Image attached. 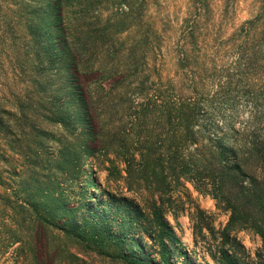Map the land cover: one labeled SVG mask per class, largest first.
<instances>
[{
  "label": "trees",
  "instance_id": "16d2710c",
  "mask_svg": "<svg viewBox=\"0 0 264 264\" xmlns=\"http://www.w3.org/2000/svg\"><path fill=\"white\" fill-rule=\"evenodd\" d=\"M238 1L189 0L187 12L171 21L160 17L161 0H44L41 4L31 0L26 9L27 29L35 67L23 89L15 94L7 88L0 98L3 145L22 157L33 104L28 90L40 89L38 107L45 111L41 117L60 131L55 143L64 148L62 139H70L66 151L86 159L91 153L88 144L97 136L90 118L91 97L87 87L78 83V74L84 70L100 78L122 75L127 83L115 90V97L126 100L120 106L134 128L149 120L173 127L168 133L164 128L145 134L122 133L131 143V160L161 185L170 176L185 177L196 157L197 174L206 172L211 197L229 213L222 231L207 229L212 239H206L211 243L209 258L214 264H245L242 248L229 232L237 226L249 228L264 247V4L250 19L233 27L227 38H220L219 29L223 24L228 28ZM106 13L109 17L103 19ZM215 28L218 32L214 33ZM124 34L129 46L120 43ZM171 39L174 76L163 78L145 63L155 52H168L163 44ZM102 52H145V68L119 71L98 60ZM8 75L4 74L7 81ZM240 101L247 110L238 129H229L226 120L220 128L211 121L204 128L211 132L207 144L193 132L202 115L213 118L215 103ZM191 147L195 156L189 152ZM42 187L37 184L30 190L28 210L47 224L50 219L59 221L53 227L66 236L77 237L85 226L88 240L112 244L122 264H173L171 250L179 242L161 211L151 220L143 219L134 203L98 186L104 200L99 201L98 211L92 209L89 218L80 220L71 209L60 214L61 209L47 206L51 194ZM178 256L183 257L180 264H192L186 254L178 252Z\"/></svg>",
  "mask_w": 264,
  "mask_h": 264
},
{
  "label": "rangeland",
  "instance_id": "374dc122",
  "mask_svg": "<svg viewBox=\"0 0 264 264\" xmlns=\"http://www.w3.org/2000/svg\"><path fill=\"white\" fill-rule=\"evenodd\" d=\"M30 1L0 0V98L7 88L15 94L23 89L28 84L24 80L29 78L35 67L29 56L32 50L26 9ZM34 1L41 4L44 0ZM161 1L160 17L173 21L187 12L189 0ZM262 3L264 0H239L228 28L223 24L219 32L215 28L214 33L227 38L231 29L254 16ZM154 11L153 8L151 15L155 21L157 15ZM107 17V13L103 15V19ZM156 23L155 28H158ZM227 31L229 33L226 34ZM126 37L124 34L120 43H128L129 46ZM171 42L174 40L163 44L168 52H155L145 63L151 72H160L163 78L174 76L175 53L171 52ZM144 53L102 52L98 60L119 68V71L125 67L143 70ZM36 70L40 71V67ZM5 73L9 74L8 81L4 78ZM122 77H93L84 70L78 74V83L87 87L91 97L92 131L97 136L93 143L88 144L91 153L86 159H80L75 151H66L71 144L70 139H62L64 148L55 143L60 131L41 117L45 116V111L38 107L40 89L36 92L28 90L33 104L29 110L28 136L22 144V157L9 151L0 135V264H122L115 258L117 253L112 244L88 240L85 226L81 227L77 237H68L53 227L59 226V221L50 219V224H47L36 218L28 210L27 202L30 190L36 189L37 184H42L43 190L51 194L47 206L61 209L60 214L71 209L80 220L89 218L92 209L98 211L99 201L104 200L98 186L106 193L134 203L143 219L147 216L151 220L156 212L161 211L179 242L177 249L171 250L172 263L182 262L183 257L178 256L181 252L192 264H214L208 255L211 243L206 239H212L207 229L222 231L227 226L229 213L211 197V189L204 178L206 172L199 170L197 174V168L193 166L196 157L187 166L185 177L176 179V175L170 176L161 185L151 181L131 160V143L126 134L132 130L131 133H153L155 128L157 131L164 128L163 132L168 133L173 127L149 120L139 122V128H134L126 109L124 111L120 106L121 103L127 104L126 100L115 97V90L126 86L127 82ZM109 92L114 94L111 96ZM213 108V118L202 115L193 129L197 136L204 138L205 144L211 132L204 128L211 121L220 128V123L226 120L229 129L236 130L246 118L247 105L243 101L234 105L215 103ZM78 128L82 129L81 126ZM14 148L17 149L16 146ZM193 151L194 147H191L189 152L195 156ZM203 153L206 154L207 150L204 149ZM195 232L197 245L194 244ZM229 233L242 248L239 250L245 264H264V247L254 231L237 226Z\"/></svg>",
  "mask_w": 264,
  "mask_h": 264
}]
</instances>
